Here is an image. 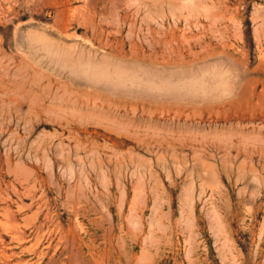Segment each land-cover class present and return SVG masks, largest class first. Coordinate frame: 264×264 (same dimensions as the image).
<instances>
[{
	"label": "rangeland",
	"instance_id": "1",
	"mask_svg": "<svg viewBox=\"0 0 264 264\" xmlns=\"http://www.w3.org/2000/svg\"><path fill=\"white\" fill-rule=\"evenodd\" d=\"M0 264H264V0H0Z\"/></svg>",
	"mask_w": 264,
	"mask_h": 264
},
{
	"label": "bare ground",
	"instance_id": "2",
	"mask_svg": "<svg viewBox=\"0 0 264 264\" xmlns=\"http://www.w3.org/2000/svg\"><path fill=\"white\" fill-rule=\"evenodd\" d=\"M193 212V211H192ZM141 220V219H140ZM192 220H194V219H192ZM177 228V227H176Z\"/></svg>",
	"mask_w": 264,
	"mask_h": 264
}]
</instances>
